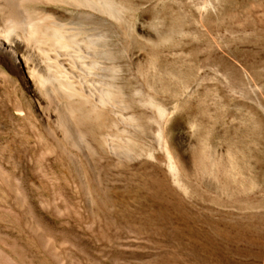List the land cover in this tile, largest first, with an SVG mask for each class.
<instances>
[{"label": "rangeland", "instance_id": "374dc122", "mask_svg": "<svg viewBox=\"0 0 264 264\" xmlns=\"http://www.w3.org/2000/svg\"><path fill=\"white\" fill-rule=\"evenodd\" d=\"M30 6L92 97L0 52V264H264V0Z\"/></svg>", "mask_w": 264, "mask_h": 264}, {"label": "bare ground", "instance_id": "6f19581e", "mask_svg": "<svg viewBox=\"0 0 264 264\" xmlns=\"http://www.w3.org/2000/svg\"><path fill=\"white\" fill-rule=\"evenodd\" d=\"M54 1L81 3L83 0H0V52H4L12 59L20 57L29 78L37 83L40 90L48 97L51 92L62 90L68 96H78L80 99L88 101L92 96L84 93V89L80 91L76 89L72 80H69L73 75L70 76L68 66L64 67L63 63L59 61L60 56L64 54L60 55L59 52H68L71 58L73 56L82 58L79 56V52H81L79 44L74 36H67L66 30L63 29L64 25L57 22L58 18L54 14L47 13V10L33 9L30 6L31 4H47V2ZM91 5L94 6L93 3ZM47 46L55 48L54 52L57 53L55 57H51L47 52ZM50 67L60 70L62 81L48 76ZM106 95L105 93L100 96L99 103L107 102L108 95ZM68 116L72 123L76 124L72 110ZM170 168L173 170V165H170Z\"/></svg>", "mask_w": 264, "mask_h": 264}]
</instances>
